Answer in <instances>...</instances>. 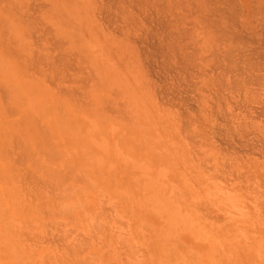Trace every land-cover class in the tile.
<instances>
[{
    "label": "rangeland",
    "instance_id": "374dc122",
    "mask_svg": "<svg viewBox=\"0 0 264 264\" xmlns=\"http://www.w3.org/2000/svg\"><path fill=\"white\" fill-rule=\"evenodd\" d=\"M0 264H264V0H0Z\"/></svg>",
    "mask_w": 264,
    "mask_h": 264
},
{
    "label": "bare ground",
    "instance_id": "6f19581e",
    "mask_svg": "<svg viewBox=\"0 0 264 264\" xmlns=\"http://www.w3.org/2000/svg\"><path fill=\"white\" fill-rule=\"evenodd\" d=\"M60 17V16H59ZM86 40H88V39H86ZM58 106V105H57ZM10 180V179H9ZM13 191V190H12ZM20 227V226H19ZM30 228V227H29ZM20 235H21V233H19ZM26 236V235H25ZM20 238V237H19ZM253 249V248H252ZM91 254H93V253H91ZM85 258V257H84ZM85 259H87V258H85ZM243 263V262H242Z\"/></svg>",
    "mask_w": 264,
    "mask_h": 264
}]
</instances>
